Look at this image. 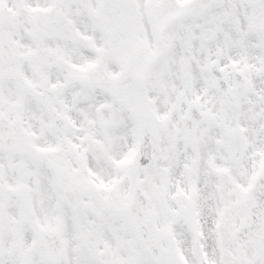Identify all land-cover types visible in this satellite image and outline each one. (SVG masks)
Instances as JSON below:
<instances>
[{"label": "snow or ice", "instance_id": "1", "mask_svg": "<svg viewBox=\"0 0 264 264\" xmlns=\"http://www.w3.org/2000/svg\"><path fill=\"white\" fill-rule=\"evenodd\" d=\"M0 264H264V0H0Z\"/></svg>", "mask_w": 264, "mask_h": 264}]
</instances>
